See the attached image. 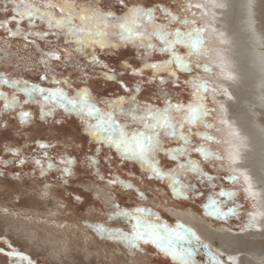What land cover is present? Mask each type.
Wrapping results in <instances>:
<instances>
[{"label": "snow or ice", "instance_id": "snow-or-ice-1", "mask_svg": "<svg viewBox=\"0 0 264 264\" xmlns=\"http://www.w3.org/2000/svg\"><path fill=\"white\" fill-rule=\"evenodd\" d=\"M118 4L117 11L105 10L96 0H0V14L11 13L0 19V29L6 33L0 40L7 43L8 39H22L25 47L32 44L37 50V40L45 45L62 44L65 56L59 51H50L44 56L61 61L67 69L77 73V76L40 75L39 80L51 85L48 87L13 73H0V121L4 115H10L22 125L33 122L35 114L26 110V105L37 106L42 120L58 112L75 115L90 142L97 145L95 153L86 158L89 166L99 172L102 149L113 153L104 158L110 166L109 185L135 191L138 199L145 201L148 197L140 184L145 180L157 181L170 190L173 199H203L201 207L208 216L227 219L238 215L243 206L235 203L239 194L236 189L221 187L206 193L207 189L217 188L214 183L217 177L206 171L205 166L214 167V161H223L225 157L210 147L211 143L222 141L209 131H201L216 128L211 118L217 110L208 105L207 99L208 93L217 89L207 80L190 76L193 71H213L210 64H202L200 59L208 54L207 29L186 15L188 12L195 15L196 9H205L207 15L206 6L191 0H177L175 7L179 10L176 11L166 4L146 6L138 2L125 3V0H118ZM129 47L137 51L140 60L139 66L127 62L123 65V71L136 78L131 86L120 79L122 72L109 68L99 55ZM156 54L164 58L154 60ZM73 56L79 59H70ZM86 64L105 70L90 72ZM48 70L58 71L57 68ZM180 73H188L189 78L181 80ZM89 75L119 84L123 93L101 100L88 86H74V79ZM148 85L156 86L158 92L141 100ZM169 86L187 90L191 99L186 103L174 102ZM5 87L10 91H4ZM0 126L7 128L6 123ZM38 146L40 149L51 147L39 142ZM6 150L11 152V158L0 157V165L27 163L20 149ZM193 154L199 158H193ZM161 155L172 161V166L165 167ZM33 159L41 176L54 170L60 179L71 177L74 167L80 163L67 153L54 158L48 151ZM114 162H117L116 172L111 170ZM238 162V155H231L230 163ZM127 163L138 165L141 175L136 177L132 173L128 179H122L119 168ZM225 178L251 192V177L246 173L234 170ZM109 209L108 220H122L129 226L128 230L101 222L85 224L101 238L120 243L130 251H142V245H151L168 258L170 264H251L248 260L241 261L238 255L214 250L180 220L174 224L162 220L160 213L148 204L121 207L115 202ZM256 226V216L250 214L244 227ZM5 243H9V250L5 252L0 248V253L12 264H37L30 255L6 240ZM260 264H264V259Z\"/></svg>", "mask_w": 264, "mask_h": 264}, {"label": "rangeland", "instance_id": "rangeland-1", "mask_svg": "<svg viewBox=\"0 0 264 264\" xmlns=\"http://www.w3.org/2000/svg\"><path fill=\"white\" fill-rule=\"evenodd\" d=\"M96 2L105 10L111 8L112 10L118 11L120 9L118 0H96ZM133 2H138L146 6L166 4L172 6L176 11L179 10L175 7L177 0H125V3L129 4ZM191 2L198 3L195 0H191ZM194 11L196 12L195 15H197L200 12V9ZM190 13L192 12H188L186 15H188L190 19L195 20L198 26L202 27L201 20L191 17ZM10 14L11 13L0 14V19H4L6 15ZM41 27H43V25H41ZM5 35L6 33L0 29V37H4ZM207 40L208 42L211 41L209 39ZM25 44L26 42L22 39H8L7 43L0 40V73L9 72L14 75L23 76L32 82L41 83L46 87L51 85L47 82L40 81V75L77 76V73L72 72L71 69H67L61 61H42L44 53L50 51H59L62 57L65 56L66 54L62 51V44L45 45L37 40L36 44L39 45V50H37L35 45L28 44L27 47H25ZM99 55L101 59L108 64L109 68H115L118 72L123 73L120 76V79L124 80L129 86L134 84L136 78L130 73L124 72L123 65L127 62L133 66H139L140 60L138 59V53L135 49L129 47L117 52L108 50L100 52ZM162 58L164 57L159 54L153 56L154 60ZM70 59H79V57L73 56L70 57ZM200 59L202 64H209L208 61H204L203 57ZM85 66L90 72H102L105 70L98 65L93 66L91 64H86ZM49 68H57L58 71L52 72L48 70ZM59 69H64V71H59ZM206 73L213 74L215 72L193 71L190 76L207 80L210 82L211 86L214 87L212 80L206 77ZM180 78L181 80L188 79L189 74L180 73ZM73 84L74 86H88L93 94L101 100L123 93L119 84L113 81H107L95 75L81 76L74 79ZM169 89L172 93V99L174 102L184 101L186 103L191 99L189 92L183 88L175 89L169 86ZM3 90L10 91L7 87ZM157 92L158 88L156 86L148 85L146 86L145 91L141 94L140 99H148ZM210 94L211 92L208 93L207 103L210 107H214L218 111L217 102L212 100ZM0 106H2V104H0ZM25 108L35 114L33 122L22 125L19 123L18 119L13 118L10 115H4L2 121H0V124H7V128L0 126V157L9 159L12 154L6 149L18 148L21 151L22 157L27 158V163L24 165H20L18 161L7 167L0 165V248H3L5 252L9 250V243H5L6 240L10 242L11 246L30 255L37 264H85L86 261L88 262V259L83 258L82 255L85 254V252L82 251V248L88 246L93 251V253L89 255V259L94 257V259L91 260L92 264H112L111 259L108 258L105 253L104 255L101 253V258H98L97 253H95L94 250L95 248H98L99 245H104V243L110 245L106 247L107 250L112 246L115 248L114 242L98 236L93 229L86 226L85 222L109 223V205L119 202L121 207L148 204L155 211L160 213L162 220L174 224L180 219L171 213L170 206L167 204L166 199L164 200L163 195L170 196L169 201L172 202L173 200L177 205L192 207L203 217L214 221V224L224 223L235 229H241L246 225V217L252 207V203L249 198H247L243 188H240L239 185H233L230 180L225 178L230 175L231 172L222 170L218 166L220 160L214 161V167L211 164L205 166L206 171L217 177L214 181L217 188L215 190L207 189L206 193L219 190L221 187L225 190L236 189L239 194L235 203L243 206L239 209L238 215H231L227 219L208 216L201 207L204 202L203 199H197L194 201L173 199L170 190L164 184L157 181L145 180L140 184L141 190L145 191L148 197L147 200L141 201L138 199L135 191H125L119 186L108 184V179L110 178V166L105 163L104 158L107 155H113V153L108 152L107 149H102L100 153L99 172L89 166L86 158L95 153L97 145L90 142V138L85 132L84 126L81 124L78 117L58 112L54 117H51L48 120H42L39 116V108L37 106L26 105ZM217 111L213 113L211 118L216 125L218 123V121L215 120L217 119ZM216 128H218V126ZM201 131H209L213 136L219 139V136L214 134L213 129H201ZM38 142L49 144L51 147L48 149H40ZM215 144L216 143L214 142L211 143L210 147L220 155L224 156L222 148ZM43 151H48L49 155L54 158H58L61 154L67 153L75 157L80 163L74 167L73 175L71 177L60 179L59 173L54 170L49 172L46 176H41L39 171L36 170L33 158H39ZM193 158L199 157L197 154H193ZM223 161H226V157ZM117 162H114L111 165V170L113 172L117 171ZM161 162L165 167L172 166L173 164L172 161L163 157V155H161ZM132 173H134L136 177L141 175V170L138 165L127 163L119 168V174L122 179H128L129 175ZM101 175L105 178L100 179ZM136 182L139 183L138 180ZM45 185L54 188L56 193L59 194V197L71 204L77 212L76 218L67 217L70 214L69 212H63L60 214V220L58 223L61 224L53 223L52 218H44L47 215L50 216L47 212L50 210V207L54 205L52 198V203L38 201L37 204H34L35 209L40 216L33 214L31 216V214L26 212L17 213V209L19 208L24 210L28 209V211L30 210L29 208L31 206L27 201L29 196H35L46 200L41 189L39 190L40 186L44 188L46 187ZM99 186L114 193L108 202L105 196L98 195L97 188ZM21 190L23 193H21ZM20 199L23 202L20 205H15L14 203H20ZM17 214L33 218L31 221L26 220V228L29 229L30 234L34 233L37 236L29 237L26 242L18 240L15 234L18 233L17 231L20 228L21 221L17 218ZM67 218L72 222V224L68 226H73L69 231L73 234L75 232L77 233H75L76 235L69 240L68 244H70L71 247L67 250L66 254H64V242L62 239L67 240L69 238L68 235H63L61 227L63 226L62 224L67 222L65 220ZM89 218L91 220H88ZM31 227H35L36 230H32ZM142 247L146 249L145 254L150 262L170 264V260L164 257L163 254L158 253L153 246L142 245ZM114 262L117 263L118 260H114ZM0 264H12V262L6 255L0 253Z\"/></svg>", "mask_w": 264, "mask_h": 264}, {"label": "bare ground", "instance_id": "bare-ground-1", "mask_svg": "<svg viewBox=\"0 0 264 264\" xmlns=\"http://www.w3.org/2000/svg\"><path fill=\"white\" fill-rule=\"evenodd\" d=\"M195 1L204 4L207 9V15L204 14L205 9H200L197 15L190 13V16L201 20L202 27L207 29L206 38L211 40L206 46L208 54L202 57L204 61L209 62L215 72L206 73V77L212 80L214 87L217 88L216 92L210 94L218 105L217 119H215L218 121L216 125L218 128L213 129V132L222 141L215 145L222 148L226 157V161H219L218 166L231 173L234 170L242 171L251 177V192L243 189L252 203L246 217V225L250 214H254L257 226L235 229L224 223L214 224V221L203 217L192 207L177 205L173 200L170 202V196L167 195H163V198L170 206L171 213L194 229L212 248L225 254L238 255L241 261L248 260L251 264H260L264 259V0ZM50 60L52 59L43 55V62ZM233 154L238 155L237 164L230 163ZM45 186L44 188L40 186L39 190L41 189L46 200L29 196L27 201L31 206L30 210L19 208L17 213L26 212L31 216L32 214L40 216L34 204L38 201L50 203L52 198L54 205L49 206L50 210L47 212L50 216L44 218H52L55 224H61L58 222L63 212H69L67 216L69 218H76L77 212L71 204L59 197L54 188ZM97 189L98 195L105 196L107 202L114 194L101 186ZM22 202L20 199L19 204H14L20 205ZM16 216L21 221L18 233L15 234L19 241L26 242L29 237L37 236L34 233L30 234L29 229L26 228V220L31 221L33 218L19 214ZM65 220L67 222L62 224L61 230L69 239H62L64 254L71 247L68 244L69 240L77 233L73 234L69 231L73 226L68 225L72 222L68 218ZM106 225L124 230H128L129 227L122 220L109 221ZM31 229L36 230L35 227ZM114 244L115 248L112 246L107 250L106 247L110 245L104 243L95 248L94 252L97 253L98 258H101V253L103 255L105 253L112 264H159L148 260L144 247L142 251H130L120 243L114 242ZM82 251L85 252L83 258L88 259L85 264H92L91 260L94 257L89 259V255L93 251L88 246L82 248ZM114 260L118 262L115 263Z\"/></svg>", "mask_w": 264, "mask_h": 264}]
</instances>
